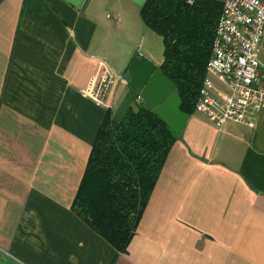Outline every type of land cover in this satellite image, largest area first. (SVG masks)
Here are the masks:
<instances>
[{
	"label": "crops",
	"instance_id": "obj_1",
	"mask_svg": "<svg viewBox=\"0 0 264 264\" xmlns=\"http://www.w3.org/2000/svg\"><path fill=\"white\" fill-rule=\"evenodd\" d=\"M144 2L0 0V264H264V113L188 116L124 253L72 209L104 113L141 103L129 63H162ZM102 64L115 82L98 106L84 90Z\"/></svg>",
	"mask_w": 264,
	"mask_h": 264
},
{
	"label": "trees",
	"instance_id": "obj_2",
	"mask_svg": "<svg viewBox=\"0 0 264 264\" xmlns=\"http://www.w3.org/2000/svg\"><path fill=\"white\" fill-rule=\"evenodd\" d=\"M220 0H145L143 25L162 42L161 74L191 116L211 57ZM142 102L120 122L104 113L72 209L116 251L124 253L172 145L179 139Z\"/></svg>",
	"mask_w": 264,
	"mask_h": 264
},
{
	"label": "built area",
	"instance_id": "obj_3",
	"mask_svg": "<svg viewBox=\"0 0 264 264\" xmlns=\"http://www.w3.org/2000/svg\"><path fill=\"white\" fill-rule=\"evenodd\" d=\"M195 1L207 0H187L189 4ZM221 2L195 113L216 128L226 122L253 126L264 113V0ZM114 82V75L102 64L84 96L95 105L105 106Z\"/></svg>",
	"mask_w": 264,
	"mask_h": 264
},
{
	"label": "water",
	"instance_id": "obj_4",
	"mask_svg": "<svg viewBox=\"0 0 264 264\" xmlns=\"http://www.w3.org/2000/svg\"><path fill=\"white\" fill-rule=\"evenodd\" d=\"M128 86L145 110L153 112L175 134H180L188 115L180 110L175 84L146 57L136 56L128 65Z\"/></svg>",
	"mask_w": 264,
	"mask_h": 264
},
{
	"label": "rangeland",
	"instance_id": "obj_5",
	"mask_svg": "<svg viewBox=\"0 0 264 264\" xmlns=\"http://www.w3.org/2000/svg\"><path fill=\"white\" fill-rule=\"evenodd\" d=\"M159 56H161V53L158 54V57ZM128 81H129V77H128ZM238 127H241V128L248 130L247 128H245L243 126H238ZM254 144L256 146H258V148L264 150V114H262L258 118L257 125H256Z\"/></svg>",
	"mask_w": 264,
	"mask_h": 264
}]
</instances>
